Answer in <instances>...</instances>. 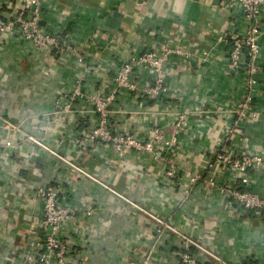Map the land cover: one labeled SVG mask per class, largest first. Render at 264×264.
Here are the masks:
<instances>
[{"label":"crops","instance_id":"obj_1","mask_svg":"<svg viewBox=\"0 0 264 264\" xmlns=\"http://www.w3.org/2000/svg\"><path fill=\"white\" fill-rule=\"evenodd\" d=\"M217 4L218 0H45L42 29L58 33L62 43L57 50L35 52L19 45H6L0 37V116L23 122L25 132L41 137L43 116L54 92L70 90L78 75L85 80L89 92L94 86L106 88L105 80L112 74L110 68L126 59L130 50L145 49L160 37H177L191 54L189 65L182 66L179 59L170 60L165 81L180 94L173 102L193 113L191 130L181 139L185 150L181 168L200 172V165L215 151L214 144L225 121L223 114L217 113L236 105L244 88L243 76L228 77L224 73L228 46L222 42L210 46L212 38L205 30L215 29L220 34L243 32L245 24L218 10ZM6 13L1 14L6 17ZM103 34L116 39L110 41L104 36L101 43ZM259 41L261 74L253 102L259 115L257 119H246L242 135L253 152L263 155L264 30ZM71 43L79 45L81 63L71 57L67 47ZM211 47L219 58L198 61L200 52ZM87 66L92 67L88 72ZM50 68L54 73L48 71ZM151 79L147 75L144 82ZM169 103L167 99L150 102L123 95L122 109L139 113L140 119L133 128L125 117L121 122L138 138H144L150 119L158 126L169 125L164 118L173 112ZM78 121L88 124L87 119ZM67 128L62 130L67 134L80 130L74 124ZM53 135L50 131L46 140L49 145L54 144ZM6 142L20 147L6 148ZM20 142L16 133L0 131V264L10 256L12 245L23 240L24 231L40 222V205L35 199L37 180L50 181L60 175L69 198L75 202L83 198L85 205L94 202L97 206L89 220L94 237L86 238L78 231L65 238L71 251L70 264H139V259L149 251H153L157 264H176L174 252L180 249L181 239L165 232L157 243L150 241L147 228H143L146 217L134 206L169 218L170 225L180 234L225 264L264 261V212L238 216L239 209L227 204L203 181L197 182L189 198L181 202L189 184L186 174L168 179L149 156H132L126 166L116 162L112 172L98 170L109 186L126 196L130 203L127 204L102 193L99 186L85 178L70 177L67 168L55 158ZM248 175L254 190L264 196V170H250ZM194 255L199 264H218L201 251H194Z\"/></svg>","mask_w":264,"mask_h":264},{"label":"built area","instance_id":"obj_2","mask_svg":"<svg viewBox=\"0 0 264 264\" xmlns=\"http://www.w3.org/2000/svg\"><path fill=\"white\" fill-rule=\"evenodd\" d=\"M44 1L0 0V12H7L5 20L0 21V37L6 45H19L35 52L57 50L62 43L59 34L47 33L42 29L46 18ZM216 7L231 19L245 24L243 32L220 34L215 29L205 30L212 38L210 46L220 42L228 46L224 73L228 77L243 76L244 88L243 96L236 105L217 113L223 114L222 119L225 121L215 141V151L200 165V172L183 171L181 168L180 161L185 152L181 139L191 130L190 118L193 113L182 109L180 103L173 102L180 94L165 81L168 74L166 64L170 60L179 59L182 66L189 65L191 54L177 37H160L152 40L154 43L145 49L127 51V58L110 68L112 74L105 80L106 88L94 86L89 92L85 80L78 75L70 90H59L52 97L47 113L43 116L41 137L36 138L25 132L23 122L1 116L0 131L16 133L21 138V145L28 144L37 151L46 152L67 168L66 172L70 177L85 178L99 186L102 193L107 192L127 204L130 203L126 196L109 186L106 177L98 170L112 172L116 162L120 166H126L131 162L132 156H149L153 163L162 167L163 175L168 179L175 180L182 172L186 174L189 184L181 202L189 198L197 182L203 181L205 185L215 189L216 194L227 204L239 209L238 216L264 212V196L254 190V183L248 175L250 170H264V154L253 152L242 135L246 119H257L259 115L258 107L253 102L258 93L261 74L258 60L261 55L259 40L264 30V0H218ZM174 23L176 27L178 24ZM102 36L101 43L106 34ZM106 38L110 41L116 39L109 35ZM78 46L71 43L67 47L74 61L81 63ZM214 50L216 49L211 47L201 51L198 61L205 63L212 57L218 59ZM53 65L52 62L51 66ZM91 68L87 66V72ZM48 71L54 73L52 68ZM147 75L152 78L150 82H144ZM123 95L150 102L167 99L173 110L164 117L169 125L158 126L150 119L146 136L138 138L135 132L121 122L125 117L129 127L133 128L139 125L140 119L139 113L122 109ZM205 117L207 119L206 115ZM84 119L88 120V124L81 125L80 121L77 122ZM72 124L75 128L80 127V130L74 134L62 131ZM50 131L54 132L53 145L46 142ZM4 147L18 149L20 145L6 142ZM88 162L92 163L91 168L86 164ZM60 176L45 182L37 180L35 199L40 205V222L24 231L23 240L12 245L10 256L4 258L1 264H70L68 256L71 251L65 238L78 234V231L86 238L94 237L91 229L93 224L89 220L96 204L90 202L85 205L83 198L79 202L69 198L63 190V179ZM134 207L146 217L143 228H147L150 241L157 243L165 232L181 239L180 249L174 252L176 264H199L194 255L196 250L218 264H225L194 240L180 234L176 227L170 225L169 218ZM86 228L91 232L86 231ZM152 252L149 251L139 259V264H157ZM258 264H264V261Z\"/></svg>","mask_w":264,"mask_h":264},{"label":"trees","instance_id":"obj_3","mask_svg":"<svg viewBox=\"0 0 264 264\" xmlns=\"http://www.w3.org/2000/svg\"><path fill=\"white\" fill-rule=\"evenodd\" d=\"M5 20V18H4V16L1 14V12H0V21H4ZM53 51V50H52ZM246 61H247V58H246ZM59 90H63V89H59ZM55 93H57V91L56 92H54L53 93V95H55ZM87 165H89L88 167L89 168H91L93 165H92V163L91 162H88V163H86Z\"/></svg>","mask_w":264,"mask_h":264}]
</instances>
